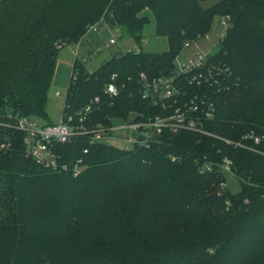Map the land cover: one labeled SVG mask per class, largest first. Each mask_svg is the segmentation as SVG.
I'll use <instances>...</instances> for the list:
<instances>
[{
    "label": "trees",
    "instance_id": "obj_1",
    "mask_svg": "<svg viewBox=\"0 0 264 264\" xmlns=\"http://www.w3.org/2000/svg\"><path fill=\"white\" fill-rule=\"evenodd\" d=\"M204 1L0 0V264H264V0ZM146 11L168 49L122 51L94 71L75 57L60 116L76 125L83 116L87 132L56 145L57 169L37 163L16 124H53L59 50L102 18L140 45ZM225 16L230 26L208 63L218 81L178 80L189 96L213 102L208 134L165 130L133 148L91 142L95 129L131 113L165 115L143 98L141 74H176L183 46ZM113 75L119 92L109 96ZM251 132L260 143L244 139ZM226 158L238 193L221 187Z\"/></svg>",
    "mask_w": 264,
    "mask_h": 264
},
{
    "label": "built area",
    "instance_id": "obj_2",
    "mask_svg": "<svg viewBox=\"0 0 264 264\" xmlns=\"http://www.w3.org/2000/svg\"><path fill=\"white\" fill-rule=\"evenodd\" d=\"M230 21V16L222 18L223 30L218 42L225 38ZM101 23L109 27L108 23L102 18L98 23L88 27L87 34L96 32ZM204 37H208V34ZM116 43L117 38L113 35L105 46L110 48ZM101 49V46H97L93 55L100 53ZM210 55L198 54L193 56L181 68L176 67V74L168 77L150 79L146 74L142 73L141 79L145 84L142 93L143 98L150 99L154 105H160L166 114L144 117L142 113H131L127 119H120L123 123L117 126L118 129L134 131V135L125 136L120 141L131 146L129 148H133L138 144L147 143L154 136L163 133L165 130H169L172 133L185 130L208 134L204 129V122L214 117L215 108L213 102L206 96L198 94L193 97L189 96L184 91L183 86L178 83V80L180 75L189 76L191 74V78H187L188 82L195 83L198 86L213 85L215 81H218L221 72L214 65H208ZM78 56L79 53L76 51V57ZM79 59L84 63L87 61L86 58ZM116 78V75H113L112 82L106 87V92L109 96H116L119 92L114 82ZM56 96L61 98L62 95L57 92ZM94 101H99V98L96 97ZM63 104L64 100L61 101V106ZM89 111L90 106H87L85 113ZM84 119L83 116L80 117V125H76L73 116H59V123L40 126L34 118L21 117L17 120L16 128L23 134L26 154L41 165L57 169L59 163L56 145L70 142L74 136L86 133L87 130L82 124ZM114 127L113 123V127L109 131L105 128L95 129L91 142H107V140L113 138ZM244 139H251L256 144L261 141V138L253 132L245 135ZM236 145L243 146L241 143H236ZM210 169V165L206 167V170ZM220 169L225 174L233 173L232 161L228 158L224 159L220 164ZM221 187L222 189L227 188L225 182L221 184Z\"/></svg>",
    "mask_w": 264,
    "mask_h": 264
},
{
    "label": "rangeland",
    "instance_id": "obj_3",
    "mask_svg": "<svg viewBox=\"0 0 264 264\" xmlns=\"http://www.w3.org/2000/svg\"><path fill=\"white\" fill-rule=\"evenodd\" d=\"M219 1L220 0H206L202 3V5L204 8H208ZM144 14L149 16L150 22L144 28L143 38L140 45L133 37L127 35L122 36L121 29L119 27L110 28L108 26H103L100 27L96 32L89 33V36L85 35L81 39V41H83V45L72 42L70 44L64 45L59 50L56 59V70H58L60 73L59 75L57 73V77H54V80L50 86L47 106V113L53 124L59 123V116L61 114V101L64 100L67 92L72 65L76 57V51L79 53V58L87 59L86 66L89 70L93 71L98 68L97 65L100 59L109 60L113 56L117 55V53L122 51H138L141 49L151 53H161L168 49L167 38L156 35L155 20L152 14L149 11H146ZM222 30V19L220 17H216L211 30L208 33V37H202L196 41H189L186 43L174 61L175 66L177 68H181L188 63L190 58L195 55L203 54L207 56L211 53H214V51L217 49V42L220 38ZM113 35L116 36L117 43L108 48L105 46V44L109 42ZM90 39H92L94 43H97L98 46L102 47L100 53L96 55L89 53L88 49H93L92 45L88 43ZM110 55H112V57L107 59ZM57 92L61 93V98L56 96ZM34 119L40 126L48 123V121L43 117H36ZM113 123L115 126L114 131L112 132L113 138L107 140V143L113 144L115 146H123L122 148L129 147V145L123 143L120 141V139L124 138L125 136L134 135V131L130 132L129 130L118 129L117 126H120L123 123V121L120 119H115ZM225 185L231 193H238L241 187L238 178L233 173L226 174Z\"/></svg>",
    "mask_w": 264,
    "mask_h": 264
},
{
    "label": "crops",
    "instance_id": "obj_4",
    "mask_svg": "<svg viewBox=\"0 0 264 264\" xmlns=\"http://www.w3.org/2000/svg\"><path fill=\"white\" fill-rule=\"evenodd\" d=\"M154 18V17H153ZM155 20V19H154ZM145 28V27H144ZM143 32H144V29H143ZM87 36H89V34L87 35ZM89 44H91L92 45V47H93V49L91 48H89L88 49V51H89V53H91L92 55H93V53H94V50H95V48L98 46V44L97 43H94V41H92V39H90L89 40V42H88ZM79 44L80 45H83V41H80L79 42ZM147 52V51H146ZM118 54V53H117ZM110 57H112V55H110L107 59H109ZM102 59H100V61H99V63H98V67H100L101 66V64L106 60V59H103L102 61H101ZM68 67H69V65H68ZM87 67V66H86ZM88 69V68H87ZM89 70V69H88ZM96 70V69H95ZM89 71H91V70H89ZM94 71V70H93ZM57 73H58V75H59V71L58 70H56V68H55V72H54V77L56 78L57 77ZM54 77H53V80H54ZM53 82V81H52ZM119 147H123V146H119ZM130 147V146H129ZM129 147H126V148H129Z\"/></svg>",
    "mask_w": 264,
    "mask_h": 264
},
{
    "label": "water",
    "instance_id": "obj_5",
    "mask_svg": "<svg viewBox=\"0 0 264 264\" xmlns=\"http://www.w3.org/2000/svg\"><path fill=\"white\" fill-rule=\"evenodd\" d=\"M110 20H111V24H112V26H115L116 24H115V22H114V20H113V17H110Z\"/></svg>",
    "mask_w": 264,
    "mask_h": 264
}]
</instances>
